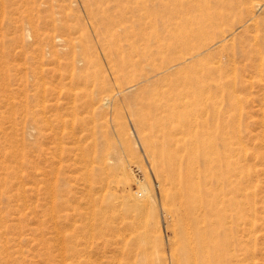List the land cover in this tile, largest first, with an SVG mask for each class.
Returning <instances> with one entry per match:
<instances>
[{
    "label": "rangeland",
    "instance_id": "374dc122",
    "mask_svg": "<svg viewBox=\"0 0 264 264\" xmlns=\"http://www.w3.org/2000/svg\"><path fill=\"white\" fill-rule=\"evenodd\" d=\"M227 1L235 8L224 10L220 1L216 9L227 14L228 22L215 34L235 27V38L229 39L223 49L213 48L212 61L218 58L226 63L227 69H223L225 75L220 82L227 85L230 92V95L225 94L231 102V135L235 140L239 137L242 140L250 171L247 264H264V0ZM257 3L259 8L252 9L250 4ZM159 15L163 14L154 12V16ZM114 16L104 5L96 4L89 9L83 0H0V90L14 89L16 93L9 101L19 103L14 108L1 101L0 112L11 118L4 128L15 133L21 157L23 155L22 172H19L23 176L22 195L20 193L5 203L7 218L1 219L3 222L8 220L7 224L11 226L0 229V264H174V259H181L179 230L174 225L177 216L161 210L157 179L145 144L150 127L143 126L142 131L136 118L124 107L97 103L101 96L99 92L118 84L110 73L109 57L102 50L104 42L100 36L109 43L118 37V31L110 35L116 30L106 25ZM243 21H254L255 27L241 31ZM170 26L156 22L147 30L148 34L154 31L160 39L151 45L152 60L156 62L176 56L169 47L176 46L172 43L177 31L175 25ZM120 43L125 46V42ZM139 45L144 47L142 41ZM157 46L161 47L159 52ZM257 49L262 51V59ZM255 52L259 56H253ZM126 53L127 50L122 48L110 57L120 61ZM131 59L135 64L121 70L131 78L150 69L141 56ZM84 80L89 82L86 89L81 85L86 82ZM42 86L57 93L60 91L56 98L66 91H79L77 87H81L88 107H79L72 113L60 104L63 98L59 101L49 97L42 117ZM52 100L58 102L57 107H50L54 103ZM59 120L63 121V127ZM157 120L151 119L148 123L155 126ZM42 128L45 136L41 133ZM39 147L46 150L47 192L55 188L58 195H62L56 202L52 199L53 205L51 199L46 197L45 200L41 189L43 170L39 161L43 156ZM100 160L107 164L106 169L102 168ZM101 180L109 184L100 192ZM84 181L96 188L91 193L92 207L86 214L89 215L86 221L95 226L104 220L103 236L81 231L84 230L82 224L75 219L72 208L76 203L72 196H77L76 189ZM140 185L146 186L151 201L147 214L138 217L134 212L128 213L127 205L137 192L139 198L144 197ZM12 192L16 194L17 191L13 188ZM52 209L57 210L55 225L49 216ZM127 224L134 226V231H124L129 227ZM108 227L115 231V236ZM120 229L123 230L120 232ZM183 261L179 264H184Z\"/></svg>",
    "mask_w": 264,
    "mask_h": 264
},
{
    "label": "bare ground",
    "instance_id": "6f19581e",
    "mask_svg": "<svg viewBox=\"0 0 264 264\" xmlns=\"http://www.w3.org/2000/svg\"><path fill=\"white\" fill-rule=\"evenodd\" d=\"M83 1L89 9L96 4L104 5L109 12L115 15V18L107 22L106 25L115 28L116 31L110 35H115L118 31L116 34L118 37L109 43L103 35L100 36L104 42L102 50L109 57L110 73L118 81V84H115L110 90L105 89L99 92L101 96L97 103L113 108L124 107L136 118L141 129L143 126L150 127L145 144L157 179V195L161 210L166 214L173 213L177 216L174 225L179 230L181 240L180 260H184V264H247L248 226L250 224L248 218L250 204L247 190L250 171L247 169L246 148L242 144V140L240 137L235 140L231 135L230 97L225 94L228 92L227 85L220 82L221 77L225 75L223 69L225 71L227 69L226 63H222L218 58L217 61H212L214 59L213 48L223 49L229 39L235 38L233 32L235 27H231L230 30H222L217 33L219 35L215 34L219 32L217 30L222 24L228 22L227 14L218 12L216 8H219L220 1H222L224 10L231 11L235 6L227 0ZM250 5L252 9L259 8L258 3ZM154 12H161L163 15L154 16ZM156 22H163L169 26L175 25V31H177L172 43L176 46L169 47V50L176 56L170 59L164 58L161 62L152 60L153 52H151V45L158 43L160 39L154 31L155 34L147 33L148 28H153ZM253 23L243 21L240 24L241 31H246L252 26L255 27ZM209 30L211 33H206ZM121 41L125 42V46H122ZM140 41L144 43V47L138 46ZM157 47L159 52L161 47ZM122 48L127 50L126 55L120 61L111 59L110 55L113 52L117 54L122 51ZM252 51L254 52V50ZM256 51L260 56L256 52L252 55L261 58L262 51L260 49ZM249 53L250 49L247 50V55ZM133 56H141L143 61L148 63L150 69L131 78L121 70L135 64L131 59ZM84 81L86 82L81 85L86 89L89 82ZM77 88H80L79 91H66L64 94L62 93V97L58 95L56 98V90L44 87L40 96L42 117L45 116L47 109L45 102L49 97L57 100L63 98L64 101H61L60 104L66 106L72 113L79 107H88L83 95L84 89ZM59 92L57 94H60ZM14 93H16L14 89L3 88L0 90V105L5 102L15 108V105L19 103L14 100L9 101ZM228 93L230 95V92ZM53 102L50 107H57L58 102L56 100ZM3 114L0 112V221L7 218L5 203L8 204L12 198L15 196L17 198L20 195L23 180V176L19 174L23 164L19 140L14 135L15 133L7 132L4 128V124L10 122L11 118L8 119ZM151 119H158L155 126H150L148 123ZM59 121L58 123H63V121ZM41 133L44 135L43 128ZM56 138L57 136L55 140ZM45 151L43 147L40 150V154L43 156L39 161L41 170H43L40 182L45 200L47 197L49 200L51 199L52 203V199L56 202L59 195L55 188H53L54 191L47 192L46 178L48 177L46 176L48 174L44 169L46 166ZM76 160L78 161V159ZM101 164L102 168L106 169L107 164L105 162ZM76 172L78 171L76 170ZM100 179L102 178L100 177ZM91 183L81 182V186L76 189L77 196H72L76 203L72 209L73 212L75 211V219L82 224L84 230L81 231L97 233L96 236H98V233L102 235L104 229L102 226H105L102 223L104 220L95 226L88 225V221H86L89 217L86 214L90 213L89 210L92 207L91 193L93 189L96 190ZM108 184L109 182L101 180L98 187L100 192L104 187H108ZM95 185L98 186V184ZM140 187L144 191V197L139 198L137 192V195L128 201L130 205H127L128 213L134 212L138 217L147 214L151 201L146 186L140 185ZM13 188L17 191L16 194L11 193ZM53 208L55 207L53 206ZM56 211L53 210L49 213L54 225ZM7 221L0 222V229L11 226L7 224ZM74 222L76 221L74 220ZM129 227L124 231L129 229L131 230L129 233L134 231L132 230L134 226ZM71 228L73 229V226ZM117 230L119 231V228ZM122 230L120 229V232ZM111 232L114 234L115 231L111 230ZM118 234L120 235L119 232ZM81 238L84 239L85 236ZM112 240L116 241V239ZM74 241L77 244L76 239ZM180 260L174 259V264H179Z\"/></svg>",
    "mask_w": 264,
    "mask_h": 264
}]
</instances>
